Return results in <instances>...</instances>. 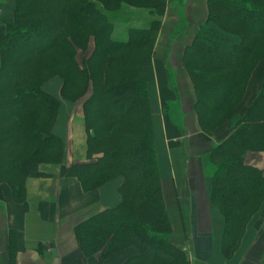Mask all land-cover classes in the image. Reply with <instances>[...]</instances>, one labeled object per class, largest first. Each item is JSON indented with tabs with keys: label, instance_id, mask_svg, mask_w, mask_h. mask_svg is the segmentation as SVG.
Returning a JSON list of instances; mask_svg holds the SVG:
<instances>
[{
	"label": "trees",
	"instance_id": "16d2710c",
	"mask_svg": "<svg viewBox=\"0 0 264 264\" xmlns=\"http://www.w3.org/2000/svg\"><path fill=\"white\" fill-rule=\"evenodd\" d=\"M14 1V20L0 40V180L10 181L19 194L22 159H48L59 146L52 127L60 100L44 83L62 76V93L73 100L92 87L84 102L88 152L92 158L102 155L71 173L86 189L124 176L123 200L76 226L81 250L103 260L134 245L138 253L123 264H191L170 239L148 91L168 0ZM208 5V18L184 56L204 123L227 101L239 71L264 41V0H208ZM132 8L151 16L147 26L119 25L117 17ZM92 39L95 46L81 63L79 51L87 53ZM231 117L236 131L210 155L217 165L211 197L225 215L227 257L264 201V175L244 159L249 148L263 144L264 86L244 118Z\"/></svg>",
	"mask_w": 264,
	"mask_h": 264
},
{
	"label": "crops",
	"instance_id": "0c3cea01",
	"mask_svg": "<svg viewBox=\"0 0 264 264\" xmlns=\"http://www.w3.org/2000/svg\"><path fill=\"white\" fill-rule=\"evenodd\" d=\"M141 13L145 9L132 8ZM131 9V10H132ZM209 15L208 0H168L155 43L154 78L148 84L155 147L164 198L172 222V242L190 255L191 264H264V201L246 222L241 243L227 257L223 239L226 219L211 197L210 155L236 131L232 114L244 118L264 86V41L237 75L229 98L207 117H200L193 72L184 62L187 48ZM15 16V1L0 0V40ZM149 23V22H148ZM92 39L89 49L93 50ZM0 53V67H1ZM64 79L52 76L44 89L60 100L52 134L59 146L48 159H22V190L0 180V264H123L138 253L131 245L107 259L86 256L76 226L121 204L124 176L84 188L72 168L96 159L88 152L84 102L63 95ZM245 154L248 165L264 175V139ZM255 143V142H252Z\"/></svg>",
	"mask_w": 264,
	"mask_h": 264
},
{
	"label": "rangeland",
	"instance_id": "374dc122",
	"mask_svg": "<svg viewBox=\"0 0 264 264\" xmlns=\"http://www.w3.org/2000/svg\"><path fill=\"white\" fill-rule=\"evenodd\" d=\"M129 15L123 14V15H119L117 17V22L119 23V25H124V24H134V25H138V26H147L149 19L151 18V16L149 15H143L145 16L144 19H142L141 17V13L135 11V10H131L130 13H128ZM92 51V49L88 50V52H84L82 50L79 51V60L81 61V63L83 62V58L86 54H89ZM90 91H92V87L90 88ZM88 95V93L86 94V96ZM85 96V97H86ZM99 155H102V153H97L94 154V156L97 158ZM210 167L211 169L214 170L213 172V176H212V182H213V178H214V173L216 171V167L217 165L215 164V162L210 160ZM221 210V209H220ZM237 246L235 247L234 251L237 249L238 245L241 243V239L239 241H237ZM233 251V252H234ZM188 257L190 258V255L188 254Z\"/></svg>",
	"mask_w": 264,
	"mask_h": 264
},
{
	"label": "water",
	"instance_id": "95a60500",
	"mask_svg": "<svg viewBox=\"0 0 264 264\" xmlns=\"http://www.w3.org/2000/svg\"><path fill=\"white\" fill-rule=\"evenodd\" d=\"M54 256L56 258V264H60L59 257H58V252L54 250Z\"/></svg>",
	"mask_w": 264,
	"mask_h": 264
}]
</instances>
